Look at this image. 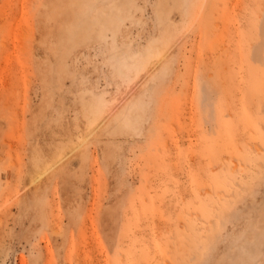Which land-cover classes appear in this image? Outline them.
<instances>
[{
  "label": "rangeland",
  "instance_id": "374dc122",
  "mask_svg": "<svg viewBox=\"0 0 264 264\" xmlns=\"http://www.w3.org/2000/svg\"><path fill=\"white\" fill-rule=\"evenodd\" d=\"M195 1L0 0V264H264V0Z\"/></svg>",
  "mask_w": 264,
  "mask_h": 264
},
{
  "label": "bare ground",
  "instance_id": "6f19581e",
  "mask_svg": "<svg viewBox=\"0 0 264 264\" xmlns=\"http://www.w3.org/2000/svg\"><path fill=\"white\" fill-rule=\"evenodd\" d=\"M90 1L91 2H90L89 10H88V12H89L88 18H90L91 20L89 19L90 20L89 23L99 25L100 22L97 21V19L99 17H104L105 22L103 23V25H99L100 27L97 29V32H99L100 34L107 32V31L117 32L120 20L123 19L124 13L128 10L127 4L125 5V7L122 5L119 8H117L118 13H116L114 15L113 10H112V6H109L107 8L105 7L106 9L102 10L101 8H99L97 6V4H96L97 0H90ZM206 1L207 0H197V2H201V3H205ZM195 2H196L195 0H158V6H159V11L161 13V16H165L167 14V8L168 7L175 6V5H181V6H184L185 8H187L192 3H195ZM131 4H132V2L130 4L128 3L129 6ZM126 6H127V8H126ZM169 25L170 24L165 23V26H164V33L165 34H167V33L171 34V32L173 31V29H171L169 27ZM163 38H164V41H163ZM166 39L163 35V37H161V36L155 37L152 41H153V43H156V44L162 42V44L164 45V44H167L169 42L170 38L166 37ZM163 42H165V43H163ZM155 50H156V52H155ZM155 54L157 56L160 55L161 50L154 49V46L150 45L149 47L146 46L145 53L138 55L136 58L135 57L133 58V56H131L132 65L129 66V64L127 63V61L124 58H122L121 62L123 64V66H125L129 69H131L133 66L138 71V70H141L142 68L144 69L145 66L147 65V63H149V62H147V61H149L148 59L153 57ZM144 106H145V101L143 99L133 101L132 103L127 105V107H125L126 108L125 113L122 115H116L114 118L111 119V123H114L113 125H116L119 128H127L129 130L130 129L133 130L134 132H138L139 131V123H140V119L142 116H140L139 113L137 114V111L144 108ZM257 150H259V149H257Z\"/></svg>",
  "mask_w": 264,
  "mask_h": 264
}]
</instances>
